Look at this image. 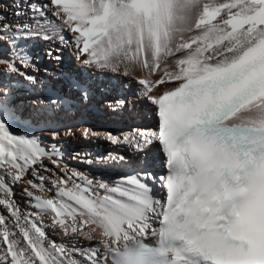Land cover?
I'll use <instances>...</instances> for the list:
<instances>
[{"label": "snow or ice", "instance_id": "obj_1", "mask_svg": "<svg viewBox=\"0 0 264 264\" xmlns=\"http://www.w3.org/2000/svg\"><path fill=\"white\" fill-rule=\"evenodd\" d=\"M36 40L140 86L157 128L102 138L99 162L128 174L69 169L34 134L59 103L16 100L37 83ZM0 64V264H264V0H0Z\"/></svg>", "mask_w": 264, "mask_h": 264}, {"label": "bare ground", "instance_id": "obj_2", "mask_svg": "<svg viewBox=\"0 0 264 264\" xmlns=\"http://www.w3.org/2000/svg\"><path fill=\"white\" fill-rule=\"evenodd\" d=\"M37 44L42 45V51L44 53H46L47 50L50 47H52V45H50L49 43H46L42 40H36L32 42L30 45L32 54L33 52L38 51ZM67 48L73 54L72 49L70 47L65 46L64 51L62 52L63 57L67 53ZM55 64L57 63L55 62ZM2 66L3 65L0 64V69L2 68ZM38 67H41L40 64H38ZM65 72L67 78L71 77L73 79H79L83 82L87 81L86 85L88 88V98H90L92 96V93H94L93 98L92 100H88L87 103H82V105H78V103H81L78 102V100H80L81 97L78 94V91L76 89L71 88L70 84H68L66 97L70 96L72 97L73 100L71 99V101H69L68 98L70 97L64 99L65 100L63 105L64 110H62V112H67L66 115L63 118H61L56 114H54V112H52V114L50 115L52 122L48 121L46 124H41L40 129H42V131L46 133L50 131H55L58 134L60 131H62L65 136V139H63L65 140V142L63 146L61 145L62 146L61 150L63 152L66 151V146L70 141L69 135H66V132H68V130H71L72 133L71 136H73V139H77V140H75L74 145H68L69 148L67 149V151L73 153L74 154L73 157H76L77 154H79V156L77 159H73L72 157L69 156L70 159L73 160L72 162L69 163V169H75L80 172H85L86 170L89 171L88 170L89 168L88 166L85 165V163L89 165L95 164L97 165L96 167L98 168V170L94 171L93 173L94 176H90V177L94 178L95 180H104L106 182L112 183L120 176L128 174V170L125 169L124 167L111 166L99 162L102 156H105L109 151L113 150L112 147L110 149L106 148V145H104L106 142H104L102 139L103 136L107 133H112L113 135L121 136L123 134H127L131 132L132 129H142V130L146 129L149 131L155 130L156 129L155 126L157 125V118L154 114L153 106L150 105L147 101H145L142 97H140L139 95L140 86L131 76H124L121 73L101 72L96 69L86 68L82 66L78 61H77L76 69H74L73 67H69V69L66 70ZM49 74L51 75L52 78H49L45 84L43 79L40 78L38 79L36 77L37 83L35 84V86L19 87L17 92H19V94H23V93L25 94V98L22 101L27 100L29 101L28 103H32L31 97L33 95H31L30 97L29 96L30 94H34V95L39 94L38 104H41L43 106H48L50 100H57V97L55 96L49 95L48 97L44 98L45 95L40 94L41 89L47 90L49 92L51 91L53 92L54 90L58 89V87L60 86L54 83L59 81L56 72L49 71ZM91 75H94V77H96L98 81H100L101 83L106 81V79H110V77L113 82H110V84L108 85L106 84V87H104L106 91L100 92L98 91V89L100 88L97 89L95 85L91 87L89 86L90 81L95 83ZM67 78L64 80L66 81ZM119 87L121 88L119 89ZM126 98H128L129 102L131 100L134 101L132 102L131 106H129V104H126V106L120 110H114L113 107H110V105H114L115 101L120 99L126 100ZM33 102L36 101L34 100ZM125 109H128L127 112L129 114L124 112ZM93 113H95L94 116H92ZM83 114H86L85 117L87 118L83 122H81L80 118ZM127 114L129 116L128 122L123 120L127 118ZM130 118L135 122L134 125L130 124L131 121ZM92 119H94L95 123L90 122V120ZM115 120H117L119 124L117 127H115V124L113 123V121ZM98 121H100L102 124L98 123ZM81 125L83 126L85 125L83 129L80 127ZM22 127H23L22 124L17 125L14 126L13 130L19 132ZM40 129H33L34 134L37 135V133L41 131ZM58 130L60 131L57 132ZM85 130H88L89 132L97 133L99 138L85 137V140L80 141L76 134L78 131L83 134ZM47 143L48 145L51 146L52 143H56V142L50 141ZM120 154L123 155L124 153H120ZM88 160H92L93 162L90 164L87 162ZM162 162H163L162 153L160 152L157 146L153 145L151 149L146 153V164L148 169L151 170L157 176L164 175L165 168L163 167ZM21 196H22V192H21ZM157 196H159V193H157ZM20 200L22 201L24 206L25 198L21 197ZM52 238L59 239V237L56 236L54 233L52 234ZM90 243H94V242H89V241L82 242L84 247L89 246Z\"/></svg>", "mask_w": 264, "mask_h": 264}, {"label": "rangeland", "instance_id": "obj_3", "mask_svg": "<svg viewBox=\"0 0 264 264\" xmlns=\"http://www.w3.org/2000/svg\"><path fill=\"white\" fill-rule=\"evenodd\" d=\"M38 45V51H35V52H33V54L32 55H35L34 56V58H35V64H36V70H33V69H29V72H30V74H33V75H35L38 79L40 78V79H43L44 80V84L46 83V81L49 79V78H52L51 77V75L49 74V71H54V72H56V74L58 75V78H59V81H57V82H54L55 84H58V89H56V90H54L53 92L51 91V92H49V91H47V90H43V89H41L40 90V94H42V95H45V97L44 98H46V97H48L49 95H51V96H55V97H57V101L59 102L58 103V105H54V106H52L53 107V109H54V114H56L57 116H59V117H61V118H63L65 115H66V113L67 112H62V110H64L63 108V105H64V99L65 98H67V97H70V96H67L66 97V91H67V85L69 84V78H67V75H66V70H68L69 69V67H73L74 69H76V66H77V61L75 60V58H74V55L70 52V50L67 48V53L64 55V57H63V60H62V62L60 63V64H55V61L54 60H52L51 58H49V57H47L46 56V54L42 51V45H40V44H37ZM31 48V47H30ZM34 51V50H33ZM38 64H40V66L41 67H38ZM4 66V65H3ZM3 66H2V68L0 69V71H2L3 70ZM60 67V68H59ZM111 75V74H110ZM92 77H93V81L95 82V83H93L92 81H90V84H89V86L91 87V86H94L95 85V87L98 89V88H100V89H98V91H100V92H104V91H106V89H104V87H106V84L108 85V84H110V82H113L112 81V79H111V77H110V79H106V81H104L103 83H101L100 81H98V79L96 78V77H94V75H91ZM67 78V80L65 81L64 79H66ZM64 80V81H63ZM89 80V79H88ZM85 81V80H84ZM51 82V81H50ZM87 82V81H86ZM85 82V83H86ZM60 83V84H59ZM40 88V87H39ZM121 87H119V89H120ZM28 90V89H27ZM120 91V90H119ZM74 93V92H73ZM75 94V93H74ZM93 94L94 93H92V96L90 97V98H87L86 100H82L81 98H80V100H78V102H81V103H78V105H82V103H87V101L88 100H92V98H93ZM31 95H33L32 97H31ZM39 95V94H38ZM38 95L37 94H30L29 96L32 98V103H28L29 101H27V100H25V101H22V100H24V98H25V94L23 93V94H19V92H16V100L19 102V103H21L22 105H24V106H26V107H28V106H31V105H33V104H38L39 103V98H38ZM128 97V96H127ZM71 99H72V97H70V98H68V100L69 101H71ZM31 100V99H30ZM36 101V102H33V101ZM73 100V99H72ZM126 101H127V104H129V106H131V104H132V102H134V101H128V98H126ZM129 102V103H128ZM49 105V104H48ZM135 107V106H134ZM60 112H59V111ZM97 110V109H96ZM108 110H109V107H108ZM128 111V109H125L124 110V112H126V113H128L127 112ZM92 112V111H91ZM96 113V112H95ZM95 113H93L92 114V116H94L95 115ZM52 114V113H51ZM129 114V113H128ZM128 114H127V118H125V119H123L124 121H127L128 122V119H129V116H128ZM63 115V116H62ZM85 115L86 114H83L82 116H81V118H80V120H81V122H83L87 117H85ZM107 116V115H106ZM51 117V116H50ZM96 117V116H95ZM106 119V118H105ZM130 124L131 125H134L135 124V122L130 118ZM49 122H52L51 121V118H49V120H48ZM90 122L91 123H95V121H94V119H92V120H90ZM134 122V123H133ZM98 123H101L100 121H98ZM113 123L115 124V127H117L119 124H118V122H117V120H115V121H113ZM133 123V124H132ZM102 124V123H101ZM100 124V125H101ZM85 126V125H84ZM83 125H81L80 127L83 129V127H84ZM157 126V125H156ZM155 126V127H156ZM157 128V127H156ZM60 130H58L57 132H59ZM51 132L52 131H50V132H48V133H46V132H44V131H40V132H38L37 133V135H42V137H43V139H44V143L45 144H47L48 145V143L47 142H50V141H52V142H56V144H58V146L60 147V148H62V146H63V144H64V142H65V140H63V139H65V136H64V134H63V132L62 131H60L58 134H57V137H56V139L55 140H52L51 139ZM77 137H78V139L80 140V141H83V140H85V137L83 136V134L81 133V132H77ZM59 137V138H58ZM69 143H68V145H74L75 143V140H77V139H73V136H71V135H69ZM63 142V143H62ZM67 144V143H66ZM62 145V146H61ZM66 146V151L64 152V162L66 163V164H68L67 166L69 167V163L70 162H72L73 160H71L70 159V157H73L74 156V154L73 153H71L70 151H67V149L69 148V146ZM104 145H106V148H108V149H110L112 146L110 145V144H108V143H105ZM49 147H50V145H48ZM120 153H124L123 152V150H121L120 151ZM70 156V157H69ZM85 165L86 166H88V170L89 171H85V172H83V173H86V174H88L89 176H94L93 175V173H94V171H96V170H98V168L96 167L97 165H93V164H91V165H89V164H87V163H85ZM21 191H20V188H19V186H17V188H16V198L20 201V204H21V206H22V208H23V203H22V201L20 200L21 199ZM25 203V202H24Z\"/></svg>", "mask_w": 264, "mask_h": 264}]
</instances>
